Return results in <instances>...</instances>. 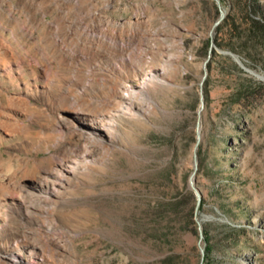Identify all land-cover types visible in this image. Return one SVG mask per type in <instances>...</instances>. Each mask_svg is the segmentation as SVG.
Here are the masks:
<instances>
[{
	"label": "rangeland",
	"instance_id": "rangeland-1",
	"mask_svg": "<svg viewBox=\"0 0 264 264\" xmlns=\"http://www.w3.org/2000/svg\"><path fill=\"white\" fill-rule=\"evenodd\" d=\"M81 1L95 2L120 22L116 31L122 38L140 32L135 24L140 19L149 23L151 33H160L157 46L169 45L167 50L175 52L171 40L179 34L182 50L170 82L151 90L155 108L144 116H123L114 143L103 139L109 153L67 190L68 201L55 210L53 260L162 264L174 254L177 264H199L195 195L188 189V177L207 57L204 46L218 18L217 7L213 0ZM222 6L225 18L238 23L251 5L248 0H227ZM252 14L264 24V0ZM234 34L227 27L219 32L216 28L202 86L195 177L202 194L197 214L203 230L200 244L209 249L206 264H264V82L256 77L264 76V36ZM225 52L233 53L244 68ZM157 56L151 65L159 64ZM36 135L32 130L24 138L0 140V167L17 174L25 187L36 182L37 164L50 167L60 147V135L42 142ZM172 203H180L175 215ZM172 226H181V231L172 234Z\"/></svg>",
	"mask_w": 264,
	"mask_h": 264
},
{
	"label": "bare ground",
	"instance_id": "bare-ground-1",
	"mask_svg": "<svg viewBox=\"0 0 264 264\" xmlns=\"http://www.w3.org/2000/svg\"><path fill=\"white\" fill-rule=\"evenodd\" d=\"M135 24L140 32L127 39L95 2L0 0V140L32 130L41 142L61 138L51 166L37 164L28 187L0 167V264H57L50 246L67 190L109 153L103 139L114 143L120 119L154 109L151 90L170 82L179 34L169 52L148 22Z\"/></svg>",
	"mask_w": 264,
	"mask_h": 264
},
{
	"label": "water",
	"instance_id": "water-1",
	"mask_svg": "<svg viewBox=\"0 0 264 264\" xmlns=\"http://www.w3.org/2000/svg\"><path fill=\"white\" fill-rule=\"evenodd\" d=\"M217 10H218V18L217 20L214 22L210 32H209V48L207 51V57L206 60L203 62L202 68L204 71V74L201 78V82L199 83V87H200V91H199V109L197 111V122H196V143L193 149V153H192V171L188 177V189L192 190L194 195H195V206H194V211H193V216H194V221L197 225V230H198V237H199V242H198V249H199V255H200V260H199V264H203L204 263V258H205V249L204 247L201 246V241L203 240V230H202V225L200 220L197 218V214L201 205V201H202V194L201 192L198 190V188L195 186V177H196V173L198 170V162H197V148L200 142V113L201 110L203 109V104H204V98H203V94H202V86L203 83L207 77V64L209 63L212 53H213V49L215 47L214 45V33L216 28L223 22V20L225 19L226 16V12L222 6L221 0H213ZM226 55L230 56L240 67L244 68L243 65L241 64V62L239 61V59L231 52H225ZM256 77L258 79H260L262 82H264V76H260V75H256Z\"/></svg>",
	"mask_w": 264,
	"mask_h": 264
},
{
	"label": "trees",
	"instance_id": "trees-1",
	"mask_svg": "<svg viewBox=\"0 0 264 264\" xmlns=\"http://www.w3.org/2000/svg\"><path fill=\"white\" fill-rule=\"evenodd\" d=\"M225 1L227 0H221L222 3ZM248 1L250 2L251 6L249 12H246V18L236 23L235 21L229 22V18L226 17L222 22L221 26L219 25L217 27V31L219 32L222 28L227 27L228 29L232 30L235 33L234 34L235 37H239V38H241L242 36L249 38L252 35L264 36V24L261 22V20H256L252 14L255 7H257L259 0H248ZM214 42L216 43V40H214ZM208 48H209V40L205 43L204 46L205 55H207ZM230 51H233V48L230 49ZM227 58L229 59L228 56ZM170 205H171L170 212L175 215L177 213L178 205H180V203H172ZM189 218H192V215H189ZM169 231H173L172 234H174V232L176 233L177 231H181V226L178 227L172 226ZM208 253H209V249L205 251V258L203 264H206L205 260L207 258ZM162 264H177V256L174 254H170L166 256L163 259Z\"/></svg>",
	"mask_w": 264,
	"mask_h": 264
}]
</instances>
